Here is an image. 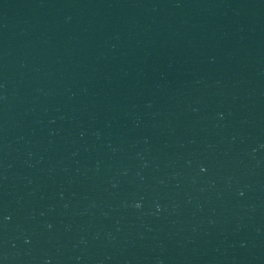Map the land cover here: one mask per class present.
I'll return each mask as SVG.
<instances>
[{
    "label": "water",
    "instance_id": "obj_1",
    "mask_svg": "<svg viewBox=\"0 0 264 264\" xmlns=\"http://www.w3.org/2000/svg\"><path fill=\"white\" fill-rule=\"evenodd\" d=\"M0 264H264V0H0Z\"/></svg>",
    "mask_w": 264,
    "mask_h": 264
}]
</instances>
